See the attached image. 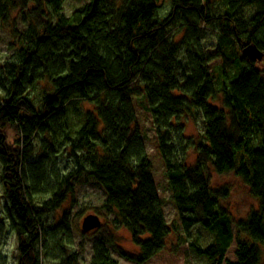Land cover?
<instances>
[{"label":"trees","instance_id":"trees-1","mask_svg":"<svg viewBox=\"0 0 264 264\" xmlns=\"http://www.w3.org/2000/svg\"><path fill=\"white\" fill-rule=\"evenodd\" d=\"M158 2L89 0L66 14L65 0H0L13 51L0 60V240L16 235L17 264H81L92 233L90 264H121L111 248L144 264L167 247L179 227L165 218L137 100L152 113L184 231L213 235L191 242L195 253L206 264H264V59L243 55L251 44L264 52V0H171L166 15ZM204 27L219 50L203 45ZM222 56L229 65L211 71ZM84 100L95 110L82 114ZM198 114L196 138L185 130ZM213 173L239 176L256 208L236 220ZM82 177L103 186L116 216L76 244ZM121 227L137 252L120 245Z\"/></svg>","mask_w":264,"mask_h":264},{"label":"rangeland","instance_id":"rangeland-1","mask_svg":"<svg viewBox=\"0 0 264 264\" xmlns=\"http://www.w3.org/2000/svg\"><path fill=\"white\" fill-rule=\"evenodd\" d=\"M89 0H65L64 10L65 13L70 14L81 6L87 4ZM160 5L159 13L160 15H166V12L171 7V0H159ZM27 24L21 23L20 29L24 30ZM206 28V32H203V45L212 51H217L220 49L219 45V35L214 28ZM11 41V34L6 28H0V60L4 58H9L13 55V51L9 49ZM264 59V58H263ZM223 64L229 65L225 57L216 58L209 64L211 71H217L218 66ZM262 67L264 65L261 64ZM136 114L138 115L140 124L143 126V136L145 137V146L147 148L148 154L152 157L154 163V178L156 179L159 195L163 202V211H165L166 221L174 226L175 224L179 227L175 230L167 242V247L155 254L153 258L146 261L144 264H206L207 260L201 257L199 254L195 253L191 247V242L198 241L202 245L207 246L213 239V235L201 227L194 228L190 235H187L182 227V222L180 221L179 210L177 209L173 200H171L172 191L168 187V178H166V167L164 166V160L159 154L158 139L156 131L153 124L152 113L146 108V102L142 100H137ZM83 104V106H82ZM70 110L72 108V104ZM75 106V105H73ZM78 108L83 114L84 111H94V103L84 100L77 103ZM72 116H75L79 112L73 110ZM78 119L80 118L77 116ZM186 134L190 136L200 137L203 131V126L201 122V115L198 114V119L194 120L193 117H188L186 120ZM68 163V162H67ZM213 186L215 188H226L227 195L222 198L223 204L227 208L231 209V212L236 220L242 217L248 216L253 209L256 208L258 201L249 192V188L244 184L242 179L235 175L234 173L227 174H214L213 173ZM75 193L76 202L73 206V226L75 227L73 231V237L75 238L76 244L83 239L81 236V231H83L82 221L87 213H100L101 220L105 221L107 219L115 218L116 214L108 212L107 208V192H105L103 186L95 181L93 178L82 177L79 180H75ZM70 201L66 203L65 207H68ZM64 211L61 209L56 212ZM83 212L79 214V212ZM2 213V207L0 206V217ZM118 235L120 237V245L124 246L127 250L137 252L138 247L134 245L131 234L129 231L121 227ZM97 236L93 233L88 235L86 238V251L81 255V264H90L91 257L93 254V244L98 240ZM18 239L16 235L8 234L4 239L0 240V264H17L18 257ZM264 246V244H263ZM262 246V247H263ZM237 248V241L233 243L231 249L227 254L228 259H235V250ZM112 249V254L116 257L121 264H137L135 261H130L128 258L120 255L118 251L114 248Z\"/></svg>","mask_w":264,"mask_h":264},{"label":"water","instance_id":"water-1","mask_svg":"<svg viewBox=\"0 0 264 264\" xmlns=\"http://www.w3.org/2000/svg\"><path fill=\"white\" fill-rule=\"evenodd\" d=\"M243 55L249 56L251 59L262 61L264 58V52L258 48L256 44L248 45L244 48ZM103 221L101 220L100 214L88 213L83 219L82 227L83 232L88 233L89 231L99 229L102 226Z\"/></svg>","mask_w":264,"mask_h":264}]
</instances>
